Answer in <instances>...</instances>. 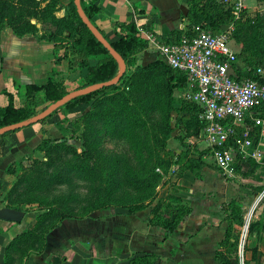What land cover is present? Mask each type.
Masks as SVG:
<instances>
[{
	"label": "rangeland",
	"instance_id": "obj_1",
	"mask_svg": "<svg viewBox=\"0 0 264 264\" xmlns=\"http://www.w3.org/2000/svg\"><path fill=\"white\" fill-rule=\"evenodd\" d=\"M35 1V13L24 16L22 22L36 25L38 30L42 29L40 34L49 36L52 25L50 22L43 23L42 12L51 2ZM213 2L222 10L231 11L230 21L219 26V30H224L231 36L233 44H230V47L237 53L246 51V48L250 57L257 58L262 64L264 74V0ZM237 2L241 5L239 11L234 9ZM235 19L243 23V30H235ZM7 29L20 31L21 19H13ZM235 33L240 37L238 40L235 39ZM73 57L70 59L74 61ZM156 58L157 53L154 59ZM73 61L71 64L76 65ZM65 72L55 77V80L63 79ZM183 93L182 89H174L175 108H179L180 102L185 100ZM102 96L101 104L76 106L66 117L65 120L73 132L62 136L64 140L60 142L64 144H56L59 142L56 141L59 135H55L52 137L55 142L45 151H35L15 166V179L3 193L5 198H8V203L20 206L25 211L31 208L54 209L56 213L50 218L57 220L62 214L71 211L61 208L64 206L61 196L70 192L76 197L68 201V205L74 207L75 214L83 217L95 218L99 213L108 216L109 213L125 212L122 207L124 204L136 202H146L150 206L162 203L164 211L168 214L170 211L174 212L178 206L174 202L165 206L169 202V194L177 193L182 196L184 204L191 199L190 205L197 212L198 203H201L200 193L218 191L223 193L217 197L220 202L219 210L225 208L228 213V206L229 214H240L246 225L255 220L264 222V135L259 133L255 140V127L251 131L253 146L250 152L258 148L261 154L259 160L256 161L252 157L245 160L237 154L233 174L228 175L215 165L211 156L204 154L203 160L207 167L203 171L202 180L196 182L198 178L184 168L183 158L174 152H184L188 149L189 152L199 153L200 149L188 146V135L193 132L195 122L193 120L187 127L185 112L178 114L176 110H172L168 113L164 78L159 70L155 69L148 75L141 72L127 77L117 88L104 90ZM87 110H91V113H87ZM115 115L122 120L120 132L113 131L108 125ZM73 119H77L76 124L72 123ZM168 127L171 129L170 137L163 150L156 138ZM67 139H72L71 143H67ZM150 149H156L161 158L170 159V166L154 168V157L149 152ZM124 168L134 174L138 181L153 183L154 186L136 189L122 182L111 187L114 172H122ZM165 169H168L166 174L163 173ZM155 174H158L159 178L155 177ZM59 175L64 177L61 182L57 177ZM122 175L125 176V172ZM218 175L228 182L225 183ZM182 177H186L185 180L179 181ZM120 178L121 174L118 175L119 181ZM224 192L229 193L225 195ZM97 204H104L105 207L93 210L92 207ZM241 226L237 227V232L241 231L245 243L241 257L239 253L236 254L239 264H264V229L256 225L250 228L248 234L245 227ZM226 244L221 251L223 258L229 250ZM226 255L231 259L235 257L233 252Z\"/></svg>",
	"mask_w": 264,
	"mask_h": 264
},
{
	"label": "crops",
	"instance_id": "obj_2",
	"mask_svg": "<svg viewBox=\"0 0 264 264\" xmlns=\"http://www.w3.org/2000/svg\"><path fill=\"white\" fill-rule=\"evenodd\" d=\"M60 1L65 3L67 0ZM88 1L98 7L93 23L108 39L117 38L115 30H119V23L132 21L137 25L141 36L147 40L146 47L135 55L143 64L156 56V49L148 40L149 35L164 40L163 36L171 31L182 32L187 28V0ZM54 14L60 17L64 9L58 8ZM8 30L6 28L1 33L0 52L6 53L12 63L5 73L0 74V107L8 104L9 95L14 107L24 106L29 83L44 84L48 77L55 79L65 70L63 80L86 73V69H79L77 63L69 68L73 54L55 64L52 41L37 39L31 33L19 36ZM41 32L39 29L38 33ZM72 61L70 59V63ZM74 109L58 110L44 120L0 135V208H11L7 206L3 193L15 179V166L24 157L33 155L43 138L52 140L55 135L70 134L72 129L65 119ZM58 123L63 124L61 128ZM260 134L264 135V131L260 130ZM252 151L255 153L252 158L259 160L258 148ZM206 167L201 169V177L196 182L202 180ZM227 193L224 192L225 195ZM219 194L223 193H200V212L190 205L191 199L187 201L185 204L191 211L173 231L149 224L150 207L134 214L125 211L109 213L108 216L99 213L95 218H64L49 230L42 249L28 248L21 254V245L25 242L17 236L33 228L40 212L31 208L22 211L24 215L18 222L0 219V264H6V254L9 256L8 264H127L131 255L137 253L154 254L157 256L154 264H222L216 252L224 238L228 220L225 208L218 209ZM181 203L184 204L183 199Z\"/></svg>",
	"mask_w": 264,
	"mask_h": 264
},
{
	"label": "trees",
	"instance_id": "obj_3",
	"mask_svg": "<svg viewBox=\"0 0 264 264\" xmlns=\"http://www.w3.org/2000/svg\"><path fill=\"white\" fill-rule=\"evenodd\" d=\"M49 7L45 6V9L42 12L44 17L43 23L50 22L52 25V30L50 31L49 36H44L38 33V28L34 24H24L22 19L24 16L35 13V6L37 5L35 0H0V37L1 33L11 26L13 19L19 21L21 19V29L15 33L19 36H22L26 33L33 34L37 39H47L53 42V54L55 64H59L63 59H67L69 55L73 54L74 62L77 63L79 69L85 68L86 73L84 75L78 74L73 78H65L64 80H55L52 77H48L46 82L41 85L36 84H27L26 85V101L24 106L14 107L12 103V98L9 95V102L6 106L0 107V127L27 120L32 116L36 115L44 108H46L51 103L63 97L65 94L76 90L83 89L91 84L106 81L113 76L119 70L118 63L110 55L108 50L102 45V43L96 38V36L88 29L84 22L79 17L74 0H67L65 3H62L60 0H50ZM187 10L185 17L188 19V24L186 28L187 34L193 33V27L195 25L211 29L213 32H220L219 26L230 21L232 15L231 11L222 10V8L215 4L213 0H187ZM81 7L84 11L85 16L93 23V16L98 12V7L93 4L91 1L80 0ZM48 8V9H47ZM58 8L64 9V14L60 17H57L54 14V11ZM94 24V23H93ZM235 30H243V23L239 19L234 20ZM95 25V24H94ZM96 26V25H95ZM97 27V26H96ZM119 30H115L117 36L116 39H108L104 33L99 29L105 39L109 42L112 48L124 59L126 64V70L123 75L120 77L118 82L115 85L104 86L100 89L90 90L84 92L73 98L64 101L57 108H55L49 115L45 118L53 115L58 110H69L73 109L76 106L88 104L91 106H96L98 103L101 104V99L103 98L102 93L106 89H115L117 86L122 83L127 77L137 75L142 72L144 75H148L153 70L157 69L161 72L164 78V88L166 96V105L168 107V113L172 110H176L178 114L185 112L187 114L186 124L189 127L193 120L195 122L193 132L188 135V138L192 135H198L203 126L205 125L204 121L199 118L200 109L195 103L182 100L179 108L174 107V89H184L186 76L183 72L177 71L169 67L164 61L160 58H156L146 64L140 63L137 61L135 55L142 51L147 44V40L141 36L139 28L137 25L132 22H122L118 24ZM183 32V31H182ZM181 30H173L169 34L163 36L164 41L166 42H177L179 41L181 35ZM68 33V34H67ZM231 38V36H230ZM238 33H235V39H239ZM234 39V38H233ZM234 39V40H235ZM246 51L237 53V57L246 65L250 66L251 69L257 67L262 68V64L258 62L257 58H251L249 52ZM94 60V61H92ZM72 64L69 59V67ZM259 80L261 84H264V76H254ZM87 113H91V110H87ZM258 114V112H257ZM264 118V108L259 114ZM43 118L42 120H44ZM41 121V120H40ZM77 119H73L72 123L76 124ZM63 124L58 123L57 126L61 128ZM109 127L115 131L120 132L122 129V120L118 116L112 117L108 122ZM260 127L256 126L254 129L253 136L256 137L260 133ZM240 133V128L236 129ZM15 131V130H13ZM124 131V130H122ZM11 132V131H9ZM73 132V130H71ZM171 129L168 127L164 132H161L156 138V142L159 144L161 149H165L168 138L170 137ZM8 133V132H5ZM1 133L0 135H2ZM252 136V132H251ZM53 142L48 138H43L39 145L36 146L35 151H45ZM56 144L62 145L64 143L57 142ZM190 148L198 149L196 146L191 145L188 142ZM199 150V149H198ZM153 160V167H160L166 165L170 166V159H163L160 155L157 154L156 149H150ZM174 152L183 158L184 168L191 171L197 178L201 177L200 171L206 166V162L203 160V155L208 154L209 151L205 149L199 150L198 154L189 152L186 149L184 152ZM125 172V176L122 175ZM153 172V171H152ZM168 172V169L164 170V174ZM121 174V180L119 181L118 175ZM60 179V182L64 180V177L59 175L57 176ZM155 177L159 178L158 174H155ZM124 183V185H130L133 188H147L148 186L153 187V183L141 182L137 180V177L132 174L127 168H124L122 172H114L113 179L111 181V187H115L116 183ZM76 197L72 193H67L62 195L61 198L64 199L63 209H69L70 212L62 214L59 219H51L50 217L55 214L54 209L45 208L40 210L36 215L35 224L33 228L27 230L24 233H21L17 237L21 238L24 244L21 245V254L27 251L28 248L33 249H42L45 245L46 235L51 228L56 226V224L64 218H82L83 216L75 214L73 212L74 207L68 205ZM169 202L165 206L170 205V202L177 203L178 206L174 209V212L164 211L163 204L160 203L156 206H150L146 202H136L133 204H124L122 207L125 209L126 213L134 214L146 207H150L149 211V224L160 226L165 228L167 231H173L178 223L183 219V217L188 214L191 209L186 204L181 203V197L176 194H169L167 196ZM8 201V198H7ZM61 205V204H59ZM7 206L16 209L25 211L24 208L20 206L11 204L7 202ZM105 207L104 204H97L93 206V210L97 208ZM229 212L226 215L228 224L224 232V238L220 242V247L216 252L217 259L222 264H239L238 258L236 256L238 252V238H237V227L243 224L242 217L240 214L230 215V208L227 206ZM87 213V212H86ZM85 214V213H84ZM232 223V224H231ZM260 226L261 229H264L263 220H255L251 222L248 226V234L250 228L254 226ZM228 243V244H226ZM227 245L229 250L226 254L235 253V257L230 258L226 255L221 256L222 247ZM225 253V252H224ZM253 257V256H252ZM157 260V256L151 253H137L131 255L128 259L127 264H154ZM6 264L9 263L8 254L5 255Z\"/></svg>",
	"mask_w": 264,
	"mask_h": 264
},
{
	"label": "built area",
	"instance_id": "obj_4",
	"mask_svg": "<svg viewBox=\"0 0 264 264\" xmlns=\"http://www.w3.org/2000/svg\"><path fill=\"white\" fill-rule=\"evenodd\" d=\"M240 7L239 2L234 5L236 11ZM192 30V34H187L185 29L177 42L150 35L148 40L158 58L185 74L184 99L200 109L199 118L205 125L188 142L200 150H208L215 165L224 174L232 175L237 154L245 160L254 157L255 153L250 152L252 128L259 126L264 131V118L259 115L264 108V84L254 77H263V70L251 69L237 57L226 31L215 33L199 26ZM246 224L243 222L241 227L248 232ZM237 238V253L241 257L245 243L241 231L237 232Z\"/></svg>",
	"mask_w": 264,
	"mask_h": 264
},
{
	"label": "water",
	"instance_id": "obj_5",
	"mask_svg": "<svg viewBox=\"0 0 264 264\" xmlns=\"http://www.w3.org/2000/svg\"><path fill=\"white\" fill-rule=\"evenodd\" d=\"M75 6L77 13L81 20L84 22V24L88 27V29L96 36V38L102 43V45L108 50L110 55L116 60L119 66V70L116 73L115 76L112 78L102 81V82H97L94 84H91L83 89H76L73 90L67 94H65L63 97L60 99L56 100L55 102L51 103L48 105L46 108H44L42 111L37 113L36 115L32 116L31 118L19 122H14L5 126L0 127V134L17 130L19 128L28 126L30 124H33L35 122H38L45 118L47 115H49L55 108H57L60 104H62L64 101L69 100L73 98L74 96H77L79 94H82L84 92H88L90 90L94 89H100L104 86H111L115 85L120 77L123 75V73L126 70V64L124 59L112 48V46L109 44V42L105 39V37L102 35V33L99 31V29L85 16L84 11L81 7L80 0H74ZM16 39H18L15 36ZM22 40V39H21ZM12 62L9 60L7 57L6 53H3L2 51L0 52V74L5 73V71L8 69L9 65ZM57 141H63L64 138L62 136L56 138ZM72 139H67V143H71ZM24 213L22 211L12 209V208H7V207H2L0 208V219L6 220V221H13V222H18L21 220L23 217Z\"/></svg>",
	"mask_w": 264,
	"mask_h": 264
}]
</instances>
